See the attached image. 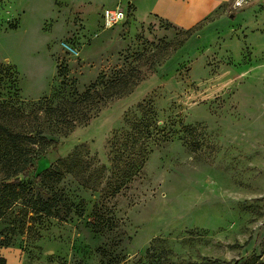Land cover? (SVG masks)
Here are the masks:
<instances>
[{"label":"rangeland","instance_id":"obj_1","mask_svg":"<svg viewBox=\"0 0 264 264\" xmlns=\"http://www.w3.org/2000/svg\"><path fill=\"white\" fill-rule=\"evenodd\" d=\"M141 1L0 0V264H264V3Z\"/></svg>","mask_w":264,"mask_h":264},{"label":"trees","instance_id":"obj_2","mask_svg":"<svg viewBox=\"0 0 264 264\" xmlns=\"http://www.w3.org/2000/svg\"><path fill=\"white\" fill-rule=\"evenodd\" d=\"M58 111H61V109L59 108ZM57 117L58 116H56L55 118H57ZM64 118H65V115H64ZM49 120H50V118H49ZM25 131L26 130H23L22 132L21 131L17 132V136H12V134H9L11 139H12L11 141H12L14 147H16L17 151L20 152L21 161L19 164H17V166L14 169H12L10 167L7 168V174H6L7 178L12 179L16 174L20 175L22 177H28L31 174H34L36 172V164H37L39 156H43V155L48 154L54 148V147H52L51 149H48V148H45V146L43 148L40 146V148H38L36 150L35 154H33V155L29 154L26 147L23 146L24 143L33 144V143H36L35 140L40 142V141L45 140L46 138L43 136V129L40 128L39 125L37 126V128H33L32 130L24 133ZM19 143L21 144L20 147H19ZM35 178L37 180L42 181L43 173L37 174L35 176ZM10 199H12L14 201L16 199V196L13 195L9 199H7V198H5L4 200L1 199L0 211H1V208H8L11 205L9 202ZM34 205H35V203L32 204V207ZM27 206L31 207V205H29V204ZM44 210H46V212L49 213V209L47 208V206H44ZM1 216H2V212H0V217ZM1 261L3 262L4 260L1 259Z\"/></svg>","mask_w":264,"mask_h":264},{"label":"crops","instance_id":"obj_3","mask_svg":"<svg viewBox=\"0 0 264 264\" xmlns=\"http://www.w3.org/2000/svg\"><path fill=\"white\" fill-rule=\"evenodd\" d=\"M264 3V0H253ZM187 0H142L139 4L138 16L142 18L147 17V13L153 16V14H161L166 19L171 20L176 18L177 11L186 4ZM199 8H192L190 13L198 11ZM13 254L5 253V259L7 264L12 263Z\"/></svg>","mask_w":264,"mask_h":264},{"label":"built area","instance_id":"obj_4","mask_svg":"<svg viewBox=\"0 0 264 264\" xmlns=\"http://www.w3.org/2000/svg\"><path fill=\"white\" fill-rule=\"evenodd\" d=\"M244 3L245 0H233V5L235 8H241ZM104 16L110 25L114 23L115 19H117L115 13L108 10L104 12Z\"/></svg>","mask_w":264,"mask_h":264}]
</instances>
